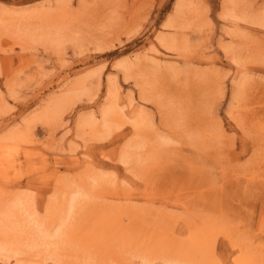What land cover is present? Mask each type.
<instances>
[{"label":"rangeland","instance_id":"1","mask_svg":"<svg viewBox=\"0 0 264 264\" xmlns=\"http://www.w3.org/2000/svg\"><path fill=\"white\" fill-rule=\"evenodd\" d=\"M13 131L28 149L11 189L39 217L91 175L79 214L121 215L129 264L141 246L152 264H264V0H0V139Z\"/></svg>","mask_w":264,"mask_h":264},{"label":"bare ground","instance_id":"2","mask_svg":"<svg viewBox=\"0 0 264 264\" xmlns=\"http://www.w3.org/2000/svg\"><path fill=\"white\" fill-rule=\"evenodd\" d=\"M3 63L5 68L2 76L6 77V85L12 91L16 74L14 66L10 58L4 59ZM116 109L111 105L104 110L105 129H113L112 115ZM134 119H138V122ZM131 121L134 129L139 131V117H132ZM137 136L140 137L139 133ZM131 145L128 144L127 149ZM27 149L28 141L24 131H13L0 139V250L10 258H16L20 264H42L47 259L55 260L58 264H93L97 258L111 259L115 264H129L128 260L122 258L121 253L126 250L127 254H131L134 250L129 244L131 241L133 244L138 243L127 235V229L121 224V215L117 219L106 211L95 212L96 216H89V213L83 216L79 214L77 205L85 201L83 196L87 194L83 191L88 190V184L85 183L92 180L91 175L81 185L79 182L75 183V180L68 183L60 181L46 217L37 215L27 193L11 189L14 180L22 178L19 169L22 158L27 156ZM127 149L124 157H129ZM99 195L106 196L105 193ZM114 243L118 245L114 247ZM142 248H137V252L144 264H152L155 257H161L157 252L147 255L144 252L147 248ZM238 264L251 263L241 261Z\"/></svg>","mask_w":264,"mask_h":264}]
</instances>
